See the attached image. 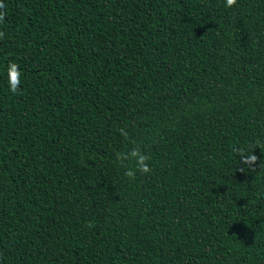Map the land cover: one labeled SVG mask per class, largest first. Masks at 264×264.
Wrapping results in <instances>:
<instances>
[{
  "label": "trees",
  "instance_id": "16d2710c",
  "mask_svg": "<svg viewBox=\"0 0 264 264\" xmlns=\"http://www.w3.org/2000/svg\"><path fill=\"white\" fill-rule=\"evenodd\" d=\"M3 3L0 264H264V0Z\"/></svg>",
  "mask_w": 264,
  "mask_h": 264
},
{
  "label": "clouds",
  "instance_id": "9594fccd",
  "mask_svg": "<svg viewBox=\"0 0 264 264\" xmlns=\"http://www.w3.org/2000/svg\"><path fill=\"white\" fill-rule=\"evenodd\" d=\"M237 0H226V7H233L236 5ZM6 5L3 3V0H0V9H5ZM5 12L0 11V22L5 18ZM4 36L3 32H0V38ZM21 76L20 67L16 62H10L7 68V82L9 89L12 93L19 91L21 86ZM121 135L127 137L128 133L124 129H120ZM259 147V145H258ZM235 151L241 157L240 164L243 167L240 168V171H246L247 169H255L256 162L260 161V157L254 154V149L247 150L245 148H237ZM118 157H122L120 160L121 165H124V162L132 159L135 161L134 168H127L125 175L130 179H135L137 171L147 174L151 171L150 165L148 163L149 156L141 151L139 147L133 148L128 153H117ZM259 167H264V162H260Z\"/></svg>",
  "mask_w": 264,
  "mask_h": 264
}]
</instances>
